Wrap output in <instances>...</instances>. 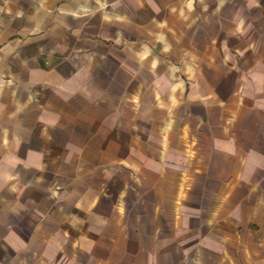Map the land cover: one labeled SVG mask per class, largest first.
Instances as JSON below:
<instances>
[{"label": "crops", "instance_id": "crops-1", "mask_svg": "<svg viewBox=\"0 0 264 264\" xmlns=\"http://www.w3.org/2000/svg\"><path fill=\"white\" fill-rule=\"evenodd\" d=\"M0 264H264V0H0Z\"/></svg>", "mask_w": 264, "mask_h": 264}]
</instances>
